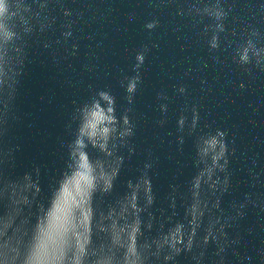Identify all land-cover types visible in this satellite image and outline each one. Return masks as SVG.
<instances>
[{
	"label": "clouds",
	"instance_id": "9594fccd",
	"mask_svg": "<svg viewBox=\"0 0 264 264\" xmlns=\"http://www.w3.org/2000/svg\"><path fill=\"white\" fill-rule=\"evenodd\" d=\"M235 3L183 0L177 14L202 26L199 34L217 64L223 63L220 54L226 52L246 72L264 71V28L254 23L229 27ZM57 7L64 17L60 23ZM256 7L257 12L264 11V0ZM74 15L83 13H74L67 0H0V264H178L183 253L190 254L194 264H206L212 246L211 264H231L228 253L237 254L234 246L240 237L229 229L246 215L249 204L264 208V194L245 193L243 200L232 201L227 209L223 206L237 149L227 129L202 125L198 103L185 100L176 116L179 145L188 136L194 138L195 173L184 190L179 184L171 186L168 207L155 209L151 153L140 174L128 179L126 190L106 199L115 191L127 156L136 151L134 104L152 51L148 43L134 51L130 72L120 69L127 101L122 110L110 88L96 89L75 107L76 127L68 125L72 139L66 143L65 167L46 194L39 166L22 175L6 173L3 165L13 158L16 146H6L3 138L18 119L16 99L31 44L39 34L57 29L55 43L70 41ZM159 24L155 16L146 21L149 36ZM42 44L50 49L53 41ZM78 48L73 43L66 51L75 54ZM175 93L177 99L186 96L187 85H179ZM156 99L157 123L164 126L171 97L160 89ZM258 251L264 253V248Z\"/></svg>",
	"mask_w": 264,
	"mask_h": 264
},
{
	"label": "water",
	"instance_id": "95a60500",
	"mask_svg": "<svg viewBox=\"0 0 264 264\" xmlns=\"http://www.w3.org/2000/svg\"><path fill=\"white\" fill-rule=\"evenodd\" d=\"M260 2L236 0L229 27L254 23L264 28V11L257 12L256 7ZM181 4L183 0H67V6L83 16L72 17L74 36L67 43H55L60 35L57 29L39 34L31 44L16 99L18 119L3 138L6 146H16L13 158L3 165L6 173L22 175L39 166L46 194L65 167L66 143L72 139L68 125L76 127L72 120L75 107L96 89L110 88L122 110L127 101L120 86V69L130 72L134 51L148 43L152 51L134 104L137 127L132 142L136 151L127 156L115 191L106 199L126 190V182L140 174L150 153L157 211L168 207L172 185H181V190L187 187L195 173L194 138L186 137L181 146L176 131V116L185 100L199 104L202 125L227 129L229 140L235 141L232 185L223 197V206L227 209L232 201L243 200L245 193L264 194V71L254 68L250 74L233 64L226 52L220 54L223 63L217 64L199 34L202 26L177 14ZM55 11L60 16L58 23L62 22L63 13L58 7ZM154 16L160 24L149 36L144 25ZM43 41H53L52 48H44ZM73 43L79 48L70 54L66 49ZM181 84L187 85L188 93L177 99L175 89ZM160 89L171 97L164 126L157 123L156 93ZM178 211L182 216L183 207ZM229 232L240 237L234 246L237 254L228 253L231 264H264V253L258 251L264 248V208L249 204L246 215ZM213 248L206 264L214 258ZM177 261L194 264L188 253Z\"/></svg>",
	"mask_w": 264,
	"mask_h": 264
}]
</instances>
